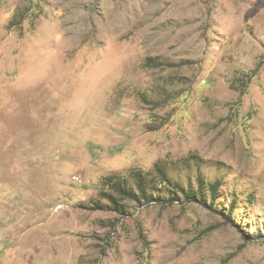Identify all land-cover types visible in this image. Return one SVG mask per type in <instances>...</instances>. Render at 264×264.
Masks as SVG:
<instances>
[{
  "label": "rangeland",
  "instance_id": "rangeland-1",
  "mask_svg": "<svg viewBox=\"0 0 264 264\" xmlns=\"http://www.w3.org/2000/svg\"><path fill=\"white\" fill-rule=\"evenodd\" d=\"M0 264H264V0H0Z\"/></svg>",
  "mask_w": 264,
  "mask_h": 264
}]
</instances>
